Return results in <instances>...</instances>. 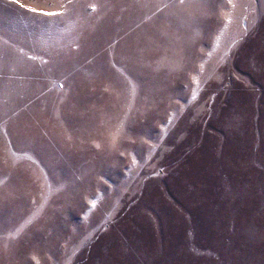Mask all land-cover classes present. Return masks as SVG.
I'll use <instances>...</instances> for the list:
<instances>
[{
    "label": "rangeland",
    "instance_id": "1",
    "mask_svg": "<svg viewBox=\"0 0 264 264\" xmlns=\"http://www.w3.org/2000/svg\"><path fill=\"white\" fill-rule=\"evenodd\" d=\"M37 261L264 264V0H0V264Z\"/></svg>",
    "mask_w": 264,
    "mask_h": 264
},
{
    "label": "snow or ice",
    "instance_id": "2",
    "mask_svg": "<svg viewBox=\"0 0 264 264\" xmlns=\"http://www.w3.org/2000/svg\"><path fill=\"white\" fill-rule=\"evenodd\" d=\"M180 2L182 3L183 0H180ZM232 0H229V3H231ZM68 3L71 4L72 3V0H68ZM29 11H33L35 12L36 10L35 9H29ZM40 15L42 16H48V17H55V16H62L64 13L63 12H41L39 13ZM193 98H195V94L193 96ZM119 128L116 130V133L115 135H119ZM93 207H95V202H93ZM37 264H38V261H37Z\"/></svg>",
    "mask_w": 264,
    "mask_h": 264
}]
</instances>
